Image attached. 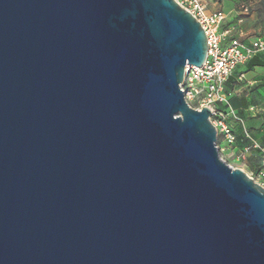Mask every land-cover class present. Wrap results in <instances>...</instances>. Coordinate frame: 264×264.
I'll return each instance as SVG.
<instances>
[{
	"label": "water",
	"instance_id": "obj_1",
	"mask_svg": "<svg viewBox=\"0 0 264 264\" xmlns=\"http://www.w3.org/2000/svg\"><path fill=\"white\" fill-rule=\"evenodd\" d=\"M176 0H0V264H264V186L181 88Z\"/></svg>",
	"mask_w": 264,
	"mask_h": 264
},
{
	"label": "built area",
	"instance_id": "obj_2",
	"mask_svg": "<svg viewBox=\"0 0 264 264\" xmlns=\"http://www.w3.org/2000/svg\"><path fill=\"white\" fill-rule=\"evenodd\" d=\"M182 7L190 11L204 28L208 40V53L203 64L187 65L181 88L188 103L201 109L208 106L211 111V121L217 128V135L223 136L224 142L232 145L236 142V134L229 124V116L241 120L231 110L227 83L233 72L254 56L264 51V38L257 37L250 43L238 38H232L227 43L226 33L222 26L227 14L221 9L209 10V2L215 0H176ZM243 11H248L247 4L242 5ZM193 104V105H192ZM249 144L245 152L257 150L261 156L260 174L264 176V145L246 132ZM219 147V146H218Z\"/></svg>",
	"mask_w": 264,
	"mask_h": 264
},
{
	"label": "crops",
	"instance_id": "obj_3",
	"mask_svg": "<svg viewBox=\"0 0 264 264\" xmlns=\"http://www.w3.org/2000/svg\"><path fill=\"white\" fill-rule=\"evenodd\" d=\"M239 0H215L209 2V10L221 9L226 11L232 20L227 17L222 26L226 33L224 43L232 38H238L245 43H250L257 37L264 38V0L242 1L249 6L248 11L238 12L235 8ZM241 5V6H242ZM231 110L241 118L237 120L229 116V124L236 133L235 150L244 149L248 138L246 132L253 137H258L264 142V51L240 65L231 75L227 83ZM259 153L252 151L246 161H254V167L261 163Z\"/></svg>",
	"mask_w": 264,
	"mask_h": 264
},
{
	"label": "rangeland",
	"instance_id": "obj_4",
	"mask_svg": "<svg viewBox=\"0 0 264 264\" xmlns=\"http://www.w3.org/2000/svg\"><path fill=\"white\" fill-rule=\"evenodd\" d=\"M243 0H239L237 1L236 4V14H234V19L238 16V12H242L243 8H242V2ZM246 2H248V0H244ZM225 13L227 14V17L230 18V20H232V16H230L226 11ZM193 105V104H192ZM256 139L262 144L264 145V142L262 139L256 137ZM217 145L219 146V152L221 157L227 161V163H229L230 165L234 166V167H240L244 170L245 173H247L248 175L252 176L255 181L259 182L260 184H262L264 186V176L262 174H260L259 170V166L254 167L253 165H255L254 161L249 160L246 161V157H248V154L251 153L252 151H255L256 153H258L257 150H251L249 152H245L244 149L242 150H235V143L232 145H228L226 142H224L223 140V136L221 134L218 135V139H217ZM260 157V154L259 156Z\"/></svg>",
	"mask_w": 264,
	"mask_h": 264
},
{
	"label": "trees",
	"instance_id": "obj_5",
	"mask_svg": "<svg viewBox=\"0 0 264 264\" xmlns=\"http://www.w3.org/2000/svg\"><path fill=\"white\" fill-rule=\"evenodd\" d=\"M234 132H235V131H234ZM235 134H236V133H235ZM248 144H249V140H248V142L246 143V145H248ZM246 145H245V146H246ZM258 153H259V152H258ZM260 158H261V156H260Z\"/></svg>",
	"mask_w": 264,
	"mask_h": 264
}]
</instances>
